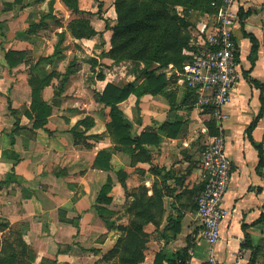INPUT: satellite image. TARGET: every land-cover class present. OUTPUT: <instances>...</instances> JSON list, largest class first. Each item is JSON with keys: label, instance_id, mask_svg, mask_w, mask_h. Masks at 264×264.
<instances>
[{"label": "crops", "instance_id": "0c3cea01", "mask_svg": "<svg viewBox=\"0 0 264 264\" xmlns=\"http://www.w3.org/2000/svg\"><path fill=\"white\" fill-rule=\"evenodd\" d=\"M86 4L79 0L82 10L95 12ZM239 8L248 12L234 29L242 71L251 68V42L244 30L255 34L260 49L253 69L234 90L225 108L228 118L221 123L232 175L223 200L229 214L221 224L216 256L220 264H236L235 254L249 234L256 252L252 264H264V221L257 222L264 213L258 149L264 116L252 132L253 141L247 133L263 106L261 89L251 80L264 84V0H239ZM113 9V21L107 18L110 26L116 23L115 6ZM59 12H71L62 0H0L1 243L4 233L13 229L34 248L36 264L43 258L56 259L57 264L101 261L121 236L119 226L135 217L132 206L145 193L149 242L143 264H153L159 251L177 252L188 245L194 252L189 264H206L208 249L197 236L195 203L205 183L201 153L213 136L209 126L212 116L196 107L197 95L178 81L180 69L170 64L157 70L166 74L163 91L131 94L119 103L131 134L143 139L141 146L114 138L107 127L110 107L100 100L109 82L123 84L121 75L125 76L117 73L122 64L109 57L101 59L102 52L111 48L113 31L100 18L92 21L96 35L76 38L68 24H59ZM178 13L183 15L182 6ZM214 18L205 14L188 27L191 47L183 50L186 55L196 51ZM35 23L41 26L31 30ZM61 32L66 35L58 53ZM9 50L28 55L12 66L6 57ZM84 50L92 52L103 68L98 74L104 77L93 78L91 89L85 84L87 62L78 53ZM72 61L76 71L64 82ZM50 75L40 94L51 112L41 122L31 109L33 88ZM135 78L130 72L124 84ZM86 117L93 119L91 126L78 124ZM101 151L110 154L109 160L103 161L104 165L109 162L110 168L95 165ZM108 183L111 201L98 200ZM172 218L180 220L176 235L165 231ZM250 254L246 249L243 262L249 261Z\"/></svg>", "mask_w": 264, "mask_h": 264}, {"label": "trees", "instance_id": "16d2710c", "mask_svg": "<svg viewBox=\"0 0 264 264\" xmlns=\"http://www.w3.org/2000/svg\"><path fill=\"white\" fill-rule=\"evenodd\" d=\"M62 1L76 15L68 23V28L73 36L76 38H90L98 33L92 24V20L87 15L88 12L80 8L79 0ZM214 2L218 4L215 5L213 4ZM114 6L116 11L115 24L110 26L108 19L102 17L106 22V28L113 31L111 48L108 51H103L102 56L111 58L115 63L123 60H134L143 63L144 67L142 68L143 71L138 73L133 82L125 84L109 82L100 95V100L110 107L111 120L108 122L107 127L112 136L114 138L118 137L123 144L130 145L135 142L137 146H141L143 139L134 137L131 134L132 127L124 119L119 103L126 100L131 94L139 95L143 92H161L164 90L167 84L166 74L157 73V70L170 64L182 70L191 61L192 54L189 56L183 52L185 48L191 47V33L188 27L195 25V22L205 14L216 15L219 12L220 0H115ZM178 6L183 7V15L178 13ZM238 13L241 23L248 15V12H244L243 8H239ZM39 26H41V23H35L30 26V29L36 30ZM243 34L251 42V51L248 55L251 68L243 70V75L248 76L258 59L260 43L255 34L245 30ZM65 35V32L59 34V43L56 46V52L58 53L63 49L62 43ZM26 55H28L26 51L9 50L6 53L8 62L12 66H15ZM239 56L240 53H238ZM91 60L93 69H95V66L99 65V60L96 57ZM74 66V61H72L66 70L64 82L67 81L71 73L76 71ZM99 76L100 78L104 77L102 73ZM50 77L51 75L46 79H41L38 87L33 88L31 109L41 122H45L46 117L51 112L48 102L42 99L40 94L42 86L49 81ZM142 78L144 79L142 83L137 85V82ZM251 81L261 89L260 99L263 104L260 112L247 129L248 137L253 141L252 132L264 116V84L256 79ZM187 90L190 94H193V91L188 88ZM80 123H86L91 126L94 121L91 117H86L79 120L78 124ZM209 126L212 135L219 133L213 117L209 122ZM109 158V153L101 151L96 158L95 165L110 168L109 162L106 165L103 164V161H108ZM261 165L262 162L260 161V173L264 177ZM109 189L110 184L108 183L104 191L100 193L98 200L111 201V198L107 196ZM195 208L197 209L196 203ZM132 209H136L135 217L131 219L128 225L122 227L125 235H121L117 244L103 257L104 261H109L107 264H143L145 261V251L149 241V233L145 231L148 210L145 193H142L140 197L138 196ZM263 221L264 213H262L257 222ZM158 225L157 227H159ZM243 227L245 228L247 225L243 224ZM169 230L176 235L180 230V220L172 218L165 228V231ZM164 235L169 238L167 233ZM245 237L243 246L251 250L247 264H252L256 258V252L251 236L246 234ZM190 249L191 247L188 245L177 252L159 251L156 253L153 264H163L165 261L166 264H187L190 259ZM35 259L36 252L34 248L25 242L22 234L10 229L8 235L3 238L0 247V264H34ZM40 264H57V260L43 258Z\"/></svg>", "mask_w": 264, "mask_h": 264}, {"label": "built area", "instance_id": "2783aa9c", "mask_svg": "<svg viewBox=\"0 0 264 264\" xmlns=\"http://www.w3.org/2000/svg\"><path fill=\"white\" fill-rule=\"evenodd\" d=\"M238 10L239 0H220L219 12L210 30L192 54L191 61L177 72L178 81L197 95L196 107L210 114L219 129V133L211 136L202 150L201 167L205 183L196 198L199 221L197 236L207 244L206 264H220L216 256V245L221 238V224L229 214L223 200L231 182L232 161L226 152L221 123L228 118L225 108L243 77L238 57L239 45L234 32L240 21ZM259 151L261 171L264 173V130ZM244 242L235 254L236 264H247L243 262L246 253ZM193 254V250H189V255Z\"/></svg>", "mask_w": 264, "mask_h": 264}, {"label": "rangeland", "instance_id": "374dc122", "mask_svg": "<svg viewBox=\"0 0 264 264\" xmlns=\"http://www.w3.org/2000/svg\"><path fill=\"white\" fill-rule=\"evenodd\" d=\"M85 1H87V4H88V6H86V7H88L89 9H93V11H95V12H89L90 15H88L92 21H94V20L97 21L98 19H100L102 17L103 18H106V19L107 18H110L113 21L114 16H115L114 9H113L115 0H85ZM59 14H61V16L58 17V22H59V24H62V25L68 24L71 19H73V18L76 17V15L73 12L67 13L66 15H62V13H60V12H59ZM78 53L81 55L80 56V59L84 60V62H87V70H88L87 74L88 75L86 76L87 79H86L85 84L87 86H89L90 89H91L92 87L90 86V84L95 81L93 78H95L96 76H98L99 75L98 74L99 71L101 69H103V68L100 65H97V66H95V69H93V66H92L93 65V62H91L90 59L93 58V57H95V56L92 55L93 54L92 52H87L86 53V51L84 50L83 53H81L79 51H78ZM95 54H97V53H95ZM82 55H84V56H82ZM105 57L104 56H101V59L103 60ZM103 63H105V62H103ZM119 64H122L123 67L121 69L119 68L117 70V73H119L118 76L121 75V73L125 74V76L121 75V77H123L121 79V82L122 83H124L129 78L130 72H133L135 74V76H137L138 73H141L143 71L142 68L144 67V64L143 63L137 62V61H134V60H123V61H121V63L119 62ZM76 67L77 66L75 65L74 68H76ZM123 226H125V225L124 224L123 225H120L119 228L122 229ZM146 226H145V229H146ZM158 226L160 227V225H158ZM123 234L124 233L122 231V234L121 235H123ZM5 235H8V231L6 233H4L3 237H5ZM120 237L121 236H119L118 239ZM148 237H149V234H148ZM118 239H117V241H118ZM1 240L2 239H0V247H1V244H2L1 243ZM116 244H117V242H116ZM114 246H112V247L110 246L111 248L109 249V251ZM108 262L109 261H104L103 259L100 261L97 258L94 262H91L90 264H107ZM34 264H36V263H34ZM38 264H40V263H38Z\"/></svg>", "mask_w": 264, "mask_h": 264}]
</instances>
